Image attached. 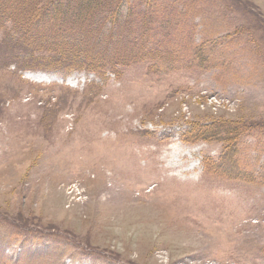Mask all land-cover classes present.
I'll return each instance as SVG.
<instances>
[{
  "label": "rangeland",
  "instance_id": "rangeland-1",
  "mask_svg": "<svg viewBox=\"0 0 264 264\" xmlns=\"http://www.w3.org/2000/svg\"><path fill=\"white\" fill-rule=\"evenodd\" d=\"M60 1L0 0V264H264V0H133L115 51ZM42 19L101 77L30 71Z\"/></svg>",
  "mask_w": 264,
  "mask_h": 264
},
{
  "label": "trees",
  "instance_id": "trees-1",
  "mask_svg": "<svg viewBox=\"0 0 264 264\" xmlns=\"http://www.w3.org/2000/svg\"><path fill=\"white\" fill-rule=\"evenodd\" d=\"M119 1L120 0H93L90 4L89 2H86V8L89 10L91 9V11L95 14L97 13H100L102 15H105L106 17L102 16L101 17V21H103L104 18L112 21L113 23L116 22V17H117V13H118V8L117 6H119ZM108 2V3H107ZM109 2H112V3H109ZM117 5V6H116ZM59 5L57 6H54L51 8V11H52V14L54 16H57V17H66L65 14H64V11H62L60 8H58ZM82 11L81 10H78L77 12H75L74 16L76 18H80L82 16ZM51 22H54V20L50 19ZM31 22H25V28L27 29L29 27V24ZM75 28V27H74ZM198 46H195L197 49H198ZM64 47L53 41V40H50L47 45L43 48V50L49 54V55H62L65 53L64 51ZM116 58V56L112 57L111 61H114ZM72 62H78L76 61L75 59H72L70 60ZM92 64H94L97 68H99V64H102L96 57H95V61H92ZM97 64V65H96ZM88 66H91L88 64Z\"/></svg>",
  "mask_w": 264,
  "mask_h": 264
},
{
  "label": "bare ground",
  "instance_id": "bare-ground-1",
  "mask_svg": "<svg viewBox=\"0 0 264 264\" xmlns=\"http://www.w3.org/2000/svg\"><path fill=\"white\" fill-rule=\"evenodd\" d=\"M140 110H141V109H140ZM120 112H121V111H120ZM120 112H119V113H120ZM133 114H134V113H133ZM120 116H121V115H120ZM130 119H131V118H130ZM127 125H128V123H127ZM134 160H135V159H134ZM133 163H134V162H133ZM129 165H130V164H129ZM129 165H126V164L123 165L122 162L119 161V162L117 163V168H118V166H120L122 169H127L126 166H129ZM120 167H119V168H120ZM119 168H118V169H119ZM121 168H120L119 170H122ZM111 176H113V175H111ZM110 180H112V179H110ZM117 181H118V180H117ZM117 184H118V183H117ZM115 187H116V186H115ZM110 189H111V188H110ZM114 190H115V192L118 191L117 189H114ZM112 192H113V190H112ZM112 192H111V193H112ZM121 192H122V190H119V191H118V193H121ZM123 192H125V191H123ZM123 192H122V193H123ZM125 193H126V192H125ZM129 196H130V195H129ZM129 196H128V197H129ZM121 200H122V199H121ZM125 200H126V199H125ZM118 201H119V200H118ZM122 201H123V200H122ZM117 203H118V202H117ZM126 203H127V202H126Z\"/></svg>",
  "mask_w": 264,
  "mask_h": 264
}]
</instances>
